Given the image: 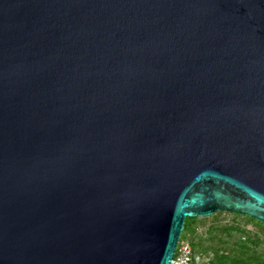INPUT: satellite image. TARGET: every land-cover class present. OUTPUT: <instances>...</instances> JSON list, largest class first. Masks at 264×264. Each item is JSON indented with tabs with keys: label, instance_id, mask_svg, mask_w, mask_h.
Returning <instances> with one entry per match:
<instances>
[{
	"label": "water",
	"instance_id": "water-1",
	"mask_svg": "<svg viewBox=\"0 0 264 264\" xmlns=\"http://www.w3.org/2000/svg\"><path fill=\"white\" fill-rule=\"evenodd\" d=\"M217 212L264 223V0H0V264H172Z\"/></svg>",
	"mask_w": 264,
	"mask_h": 264
},
{
	"label": "trees",
	"instance_id": "trees-1",
	"mask_svg": "<svg viewBox=\"0 0 264 264\" xmlns=\"http://www.w3.org/2000/svg\"><path fill=\"white\" fill-rule=\"evenodd\" d=\"M221 212H217L211 215L212 218H215L217 214ZM236 216H242L236 213H232ZM246 218L251 223H254L259 230L262 231L264 236V223H260L255 221L252 218L242 216ZM205 217L196 218V217H186L183 223V229L180 234V240H187L186 237L189 238V243L192 249V264H197L195 261V257L205 251H210L212 254V258L206 264H264V248H260V244H264L257 235H253V237L248 236L245 230H240L237 227H224L218 228L223 233H227L228 231H236L239 234V238L237 241L233 242L229 248H210L202 246L201 238L197 236L198 226H203ZM211 229H213L211 227ZM217 230V229H216ZM210 235V234H209ZM208 240L212 241L213 237L208 236Z\"/></svg>",
	"mask_w": 264,
	"mask_h": 264
},
{
	"label": "rangeland",
	"instance_id": "rangeland-1",
	"mask_svg": "<svg viewBox=\"0 0 264 264\" xmlns=\"http://www.w3.org/2000/svg\"><path fill=\"white\" fill-rule=\"evenodd\" d=\"M228 226L245 230L250 237H253L255 234L258 238L264 241L262 231L259 230V228L254 223H251L244 217H205L203 226H198L196 234L201 238L202 246L207 247L209 250L213 247L229 248L233 242L238 240L239 234L234 230L223 233L218 229L220 227L224 228ZM211 227L213 229H211ZM208 236H212L213 240H208ZM186 239L189 241L188 237H186ZM259 246H261V249L264 248V244H260ZM211 258V252L205 251L204 253L199 254V261L197 264H206Z\"/></svg>",
	"mask_w": 264,
	"mask_h": 264
},
{
	"label": "built area",
	"instance_id": "built-area-1",
	"mask_svg": "<svg viewBox=\"0 0 264 264\" xmlns=\"http://www.w3.org/2000/svg\"><path fill=\"white\" fill-rule=\"evenodd\" d=\"M192 260V249L189 241H181L179 239L173 256L172 264H192ZM195 261L198 263V256L195 257Z\"/></svg>",
	"mask_w": 264,
	"mask_h": 264
}]
</instances>
